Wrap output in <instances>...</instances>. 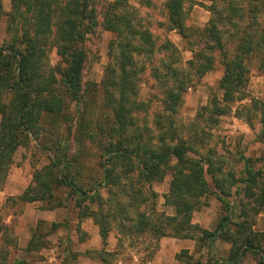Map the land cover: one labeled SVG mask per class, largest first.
<instances>
[{
  "label": "trees",
  "instance_id": "16d2710c",
  "mask_svg": "<svg viewBox=\"0 0 264 264\" xmlns=\"http://www.w3.org/2000/svg\"><path fill=\"white\" fill-rule=\"evenodd\" d=\"M129 1L10 0L11 10L5 13L0 0V20L6 16L7 35L0 46V182L8 174L13 154L19 147H28L32 140L42 149L47 147L41 137L45 135L50 140L53 132L58 133L57 121L63 119L69 106L75 104V114L84 120L85 107L88 109L94 104L95 90L89 84L84 86L82 80L87 59L84 43L86 36L100 27L116 36L109 45V61L100 83L103 107L110 110L113 124L103 145L106 162L102 183L116 187L123 176L138 171L137 183L148 185L146 193L150 196L148 200L141 189L135 191L132 187H124V190H131L121 196L128 202L114 201L118 215L123 216L121 225L128 223L123 228L137 236L147 233L154 243L163 237L195 241L208 252L216 241L230 245L222 262L208 257L204 264H239L247 254L258 256L257 264H264V234L259 238L260 234L252 230L253 218L264 211V159L257 170L247 168L243 180L235 179L233 174H223L226 160L214 148L207 147L205 136L208 133L201 128L214 129L219 118L231 111L234 102L246 99L248 65L252 60L257 62L258 72L264 75V0H210L207 7L210 18L196 38L201 47L193 52V59L187 63L191 73L177 65L171 41L165 39L159 46L155 43L159 37L152 35L148 28L150 22L144 23L138 15L139 9L132 7ZM133 1L145 8L154 4L153 0ZM186 1L166 0L163 4L166 19L158 25H166L190 44H195L185 25ZM52 49H55L59 64L48 70L47 56ZM215 53L219 54L223 68L217 87L222 95L209 94L207 105L199 109L188 126L190 135L182 137L181 130L177 133L173 116L182 105V96L191 78L197 76L200 79L213 69ZM149 68L156 83L161 81L160 88L166 86L161 101L165 115L156 117L158 132L150 135L149 130L138 126L139 115L144 112V105L138 98L139 83ZM235 115L249 125L252 120H258L261 125L258 139L264 141V99H250V104L239 106ZM60 152L55 154L51 167L34 171L31 184L18 199L20 202L51 201L53 192L59 188L67 189L71 196L89 203L101 200L98 195L91 197L90 190L78 184V174H71L78 169L72 170L66 161V150ZM125 158H134L137 165H131L128 172L123 170L114 175V160ZM238 161L242 165L256 163L242 155ZM59 165L63 167L61 178L54 171L59 170ZM206 174L220 195L232 196L230 188L234 187L235 195L241 194L238 220H235L229 203L216 197L224 204L225 215L214 231L191 223L193 214L202 206L201 198L209 195ZM166 176H170V181L164 206L172 208L173 215L155 213L158 195L150 188L155 183H162ZM240 182L242 188L237 187ZM146 202L150 203V209L144 211L141 207ZM57 204L61 206L63 202ZM129 212H134V217H130ZM125 213L129 215L125 216ZM87 214L79 210V217ZM99 214V235L106 240L110 228L103 217L106 214L101 210ZM0 235V264H9L8 259L11 251H16L17 242L10 236L1 213ZM36 238L32 233L27 253L44 248L41 243L36 245ZM184 254H187L185 250L176 258L181 259ZM10 264L25 263L14 260ZM194 264L203 263L197 261Z\"/></svg>",
  "mask_w": 264,
  "mask_h": 264
},
{
  "label": "rangeland",
  "instance_id": "374dc122",
  "mask_svg": "<svg viewBox=\"0 0 264 264\" xmlns=\"http://www.w3.org/2000/svg\"><path fill=\"white\" fill-rule=\"evenodd\" d=\"M106 1L111 2L110 0ZM165 1L153 0L154 4L151 8L139 7L133 0H130L129 4L135 9H139L138 15L144 23L147 20L150 22L148 28L152 35L159 37L158 42H155L158 46L163 44L165 39L174 43L177 65L191 73L192 70L189 69L187 63L193 59V52L201 45H198L197 40H193L195 44H190L185 39L172 38L171 34L166 30V25H158V22H164L166 19L163 11ZM209 5L210 0L186 1L185 25L188 33L195 34L196 38L210 16L207 11ZM3 22L4 27L1 30L3 33L0 32V46L7 38L5 18ZM115 37V34L105 32L100 27H97L93 33L86 36L84 46L87 59L83 69L82 80L83 84H85L84 86L89 84L95 90L92 95L94 104L90 105L88 109L85 107L87 111H84V120L81 121L80 118L83 117L75 114L77 107L72 104L63 119L57 121L58 133L53 132L50 140L48 136L44 135V137H41L42 143L47 146L46 148L42 149L40 144L32 140L28 147H19L13 154L8 174L0 182V213L4 224L10 221L8 228L10 236L12 239H16L17 245L19 236L34 233L38 237L36 238V245L41 243L44 248L40 250L41 254H39V251L31 253L15 251L16 255L13 256L15 252L11 251L8 259L9 264L14 259L23 260L25 264H85L89 259L100 264H117L118 261H121L122 264H150L148 260L154 252L152 250L154 241L151 236L147 233L137 236L126 231L123 227H126L128 223L124 222V225H121L120 220H122L123 216L118 215V209L114 205V201L116 203L120 201L123 204L128 202L126 197L121 196L127 195L131 190H124V187L125 189L132 187L135 191L141 189L143 195L148 198L149 194L146 193L147 189H149L148 185L142 182L137 183L140 176H138V171L134 170L131 175L123 176L119 186L109 185L107 187L102 183L104 179L103 165L106 162L103 145L113 124L110 110L103 107L104 94L100 83L104 69L109 61V45ZM214 60V67L211 73L204 75L201 79L197 78V76L191 78L192 81L182 96V105L173 116L176 129L177 131H182V137L190 135L187 130L188 126L195 120L199 109L207 105L209 94L211 92L217 95L220 94L217 89V82L221 78L223 70L218 53L214 54ZM47 63L48 70H53L59 64L55 49L48 52ZM153 65H156V63L154 62ZM257 67L258 64L255 60H252L248 65V83L245 87L247 101L243 102V106L249 105V100L252 98L264 99V77L259 76ZM158 84H161L160 80ZM158 84L151 76L150 68L143 73L139 83L140 92L138 98L144 105V112L139 115L141 118L138 126L141 129L149 130V135L158 132L156 131L158 126L155 124L157 122L156 117L165 115L161 101L166 86L161 89ZM81 109L82 107L79 106L78 110L81 111ZM72 114H74L73 118ZM68 115L70 116L69 120ZM231 118L232 115L222 118L214 129L201 128L208 133L205 136L207 147L214 148L226 160V165H223V174H233L235 179L243 180L247 168L250 167L255 171L261 167L263 162L262 160L257 161V159H263L264 145L258 144L255 140L256 130L259 129L256 122L251 128L242 120L236 125ZM51 122H55V120ZM46 123L50 124V121L46 120ZM243 123L247 127L242 125ZM69 127L70 130L68 131ZM99 129L101 132H98ZM81 131H83V134H81ZM177 133H180V131ZM56 139L58 140L57 146ZM62 149L67 151L66 161L71 164L72 170L78 169L71 172L72 175L78 174V184L83 188L89 189L91 197L98 195L101 200L89 203L88 201H83L82 198L77 199L71 196L67 189L59 188L53 192L54 199L51 201H42L41 204L20 202L18 199L31 184L34 171L43 167H51L52 162L55 161V154L61 153ZM241 155L254 159L256 161L255 165H242L241 162H238ZM114 165H116L114 175H117L123 170L128 172L132 168L131 165L137 164L134 158H125L114 160ZM62 168V165H59V170H54L58 178L62 177ZM204 178L207 181L209 195L201 198L202 206L200 205L199 211L193 214L191 223L194 225L198 224L196 221H202L203 226H206L208 231L216 229L218 222L225 215V206L216 197H221L222 200L229 203L234 212L235 220H238L236 216L239 213L238 200L241 199V194L235 195L236 187L231 190L228 186L232 196L225 197L220 195L215 189L209 175H204ZM9 181L11 183V193L7 191ZM169 181L170 176H166L162 183H155L150 188L160 196L167 192ZM132 183H135V185ZM238 185L237 187H243L241 182ZM92 189L93 191H91ZM58 201L63 202V205L58 206ZM160 201L161 199L158 197L155 213L173 215V213L169 214L168 208L159 204L161 203ZM40 208L57 210L59 211V216L52 220L38 219L36 218L37 209ZM80 209L86 214L89 212L90 215L79 217ZM141 209L144 211L150 209V203L146 202ZM99 210L106 214L103 217L106 218V225L110 228L106 240H103L99 235V226L97 225L100 223ZM129 213L130 217H134V212ZM129 213H125V216L129 215ZM84 223L89 226L87 232L81 228ZM198 225L200 226V224ZM200 227L202 228V226ZM92 229L97 231L96 241H92V237L89 235ZM252 230L260 234L259 238L264 234V211L253 218ZM114 238L118 240L116 247H112ZM192 242L193 248L185 250L187 254H184L181 259L176 258L178 264H194L197 261L204 264L208 257L218 260L220 263L223 261L222 259L227 257L230 249L229 244L216 241L212 244L210 252H208L206 248L199 247L197 242ZM262 247L264 249V244ZM257 261L258 256L247 254L239 264H257Z\"/></svg>",
  "mask_w": 264,
  "mask_h": 264
},
{
  "label": "crops",
  "instance_id": "0c3cea01",
  "mask_svg": "<svg viewBox=\"0 0 264 264\" xmlns=\"http://www.w3.org/2000/svg\"><path fill=\"white\" fill-rule=\"evenodd\" d=\"M110 1L113 2L114 0H110ZM1 6H2V10L5 13L9 12L11 10L10 0H1ZM209 15H210V13H209ZM4 18L6 20V16H2L1 20H0V32H2L1 30L4 27V22L2 23ZM209 18H210V16H209ZM209 18L207 19V21H205L206 24L204 25V27L207 25ZM166 30L171 34L172 38L178 37L180 39H183L177 31L170 30L168 27L166 28ZM189 34L190 35L192 34L191 35V39H192L191 41L196 40L195 34H193V33H189ZM222 70H223V68H222ZM212 71H213V69L210 72H208L207 74H205V76L208 75L209 73H211ZM222 73H223V71H222ZM259 76L264 77V75H262L260 72H259ZM203 77H201V78H203ZM219 80H218V82H219ZM247 80H248V75H247ZM218 82H217V87H218ZM247 83H248V81H247ZM219 93H220L219 96L221 97L222 92L219 91ZM245 101H247V99L242 100V101L234 102L231 105V111L228 114H226V115H224V116L219 118V120H220L219 123L221 122L222 118H224V117H226L228 115H232L231 119L233 120L234 124H236V125L238 123H240V121L242 120L248 127L252 128L254 126V123L256 122V125L259 127V129L256 130L255 140H256V142L258 144L261 143L262 145H264V141H259V139H258V135H259L260 130H261V125L259 124L258 120H252V125H249L243 119H241V118H239V117H237L235 115L236 109L239 106L244 105L243 102H245ZM244 123L242 125H245ZM246 125H245V127H247ZM256 148H258V147H256ZM201 152L204 153L205 149L202 150ZM216 153L218 155H220L217 151H216ZM248 158H251V157H248ZM263 159H264V157H263ZM263 159H257V161H261ZM238 162H240V161H238ZM11 181L13 182V180H11ZM10 184L11 183L9 181V184L7 185L8 186L7 191H9V193H11L10 192L11 191ZM168 189H169V185H168ZM168 189H167V192H164L162 195L158 196L161 199V201H160L161 203H159V204H161L163 206H164V195L168 193ZM41 202L42 201L33 202L32 204H41ZM166 208L169 209V212H170L169 214H171L172 213V211H171L172 208H170V207H166ZM37 212L38 213H37L36 218L41 219V220H52V219H55V217L57 218L59 216V213H58L59 211H57V210H48L46 208L37 209ZM52 214H53V216H52ZM196 223L200 224V226H202V228L207 229L206 226H203L202 221H200V222L196 221ZM5 225L9 228L10 221L7 222ZM87 226H88L87 223H84L81 228L86 230L85 232H87L88 228H89V226L88 227ZM94 232H95V234H94ZM96 233H97V231L94 230V229H92L91 232L89 233V235L92 237V241L93 240L96 241V238H97V234ZM30 238H31V235L29 233L23 234L22 236H19L18 237V245H17L16 252L27 253L26 249H27L28 243L30 241ZM117 241H118L117 239H115V238L113 239L112 247H116ZM193 246H194L193 242L190 241V240H181V239H175V238H170V237H163V238L159 239L157 242L154 243V247L152 248V250L154 252H153L151 258L148 261H149L150 264H178V262L176 261V255L179 254L182 250H191L193 248ZM0 248H1V235H0ZM16 252L13 254V256L16 255ZM39 254H41L40 250H39ZM14 260H16V259H14ZM85 264H100V263L93 262V261H91L89 259ZM117 264H122V263H121V261H118Z\"/></svg>",
  "mask_w": 264,
  "mask_h": 264
}]
</instances>
